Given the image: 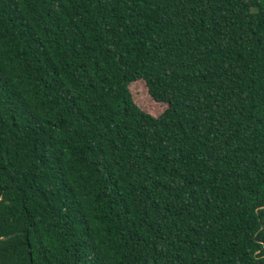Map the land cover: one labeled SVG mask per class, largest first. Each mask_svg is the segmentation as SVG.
Masks as SVG:
<instances>
[{
  "label": "trees",
  "instance_id": "trees-1",
  "mask_svg": "<svg viewBox=\"0 0 264 264\" xmlns=\"http://www.w3.org/2000/svg\"><path fill=\"white\" fill-rule=\"evenodd\" d=\"M0 264H264V0H0Z\"/></svg>",
  "mask_w": 264,
  "mask_h": 264
}]
</instances>
